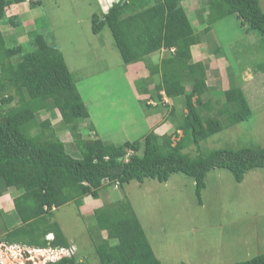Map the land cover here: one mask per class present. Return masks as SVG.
<instances>
[{
  "label": "trees",
  "instance_id": "1",
  "mask_svg": "<svg viewBox=\"0 0 264 264\" xmlns=\"http://www.w3.org/2000/svg\"><path fill=\"white\" fill-rule=\"evenodd\" d=\"M189 1L118 0L101 16L92 15V34L109 29L122 72L143 96L140 101L150 115L170 109L166 118L172 124L169 131L162 135L150 131L140 141L114 144L101 140L89 121L90 113L77 86V81L86 76L79 72L75 77L69 69L57 45L55 29L39 32L35 21H30L33 8L40 7L42 0H0V196L5 191L15 194L12 214L18 220L15 225L10 214L0 211V219L8 221L0 231L1 242L70 247L59 220H55V211L69 203L78 209L86 197L98 199L104 183L117 184L118 188L146 180L166 183L172 175L181 173L193 179L201 203L209 171L227 170L235 182L241 183L249 171L264 168V147L213 150L195 158L184 153L190 146H199L224 129L247 121L253 112L236 82L220 93L207 87L205 69L194 60L192 47L209 32L217 40L214 25L223 22L220 26H224V21L232 24L231 29L237 24L264 41L261 0H205L206 15L199 17L205 28L197 35L187 14ZM193 1L192 12L201 7L197 5L199 0ZM10 7H16L17 14L9 15ZM20 17L28 21L23 25ZM7 26L10 33L5 30ZM20 33L23 41L19 40ZM162 49H168V53L155 61L151 54H161ZM212 52L218 54L219 48ZM139 62L147 68L149 77L142 78L136 70L127 69ZM212 94L223 98L214 102ZM204 95H208L206 102L202 100ZM165 98H183L185 112L178 115V107L168 105ZM220 102L224 109L217 117L226 116V122L211 117L208 111L211 104L220 107ZM41 113L58 114L57 126L49 119L39 120ZM92 131L95 137H91ZM64 132L73 140V152L67 150L65 138L59 135ZM93 218L96 233L90 231L99 264H162L127 201L104 204L95 209ZM48 233L54 235L50 243L45 240ZM48 264H89V259L78 251ZM235 264H264V254Z\"/></svg>",
  "mask_w": 264,
  "mask_h": 264
},
{
  "label": "rangeland",
  "instance_id": "2",
  "mask_svg": "<svg viewBox=\"0 0 264 264\" xmlns=\"http://www.w3.org/2000/svg\"><path fill=\"white\" fill-rule=\"evenodd\" d=\"M204 1H197L201 7L194 12L191 11L196 4L193 0L186 6L193 28L199 34L205 28L199 20L207 12L206 5L202 4ZM110 2L112 0H42L40 7L33 8L30 21H35L39 32H50L54 28L57 45L66 56L69 69L75 77L79 72L83 73L82 77L86 76L77 81V86L90 113L89 121L101 140L121 144L140 141L150 131L162 135L172 126L166 120L170 109L162 108L159 114L151 112L157 117H151L147 125L149 109L140 101L143 96L135 91L132 82L127 81L123 74L120 55L109 29L103 28L98 35L91 32L92 15L101 16ZM262 6L264 9V0ZM8 14H17V8L10 7ZM20 19L23 25L28 21L24 17ZM221 23H216L213 29L217 40L211 37V32L200 36V49L207 53L218 47V55L226 57L222 59L226 63H221L224 68L219 77L221 81L213 87L210 83L209 88L220 93L227 90L233 81L236 82L247 96L253 112L247 121L224 129L199 146L185 149L184 153L191 158L213 150L264 147V70H259L264 67V41L252 34L247 37L251 32L244 33L242 28L239 31L231 29L232 24L227 21H224V26L229 28L223 29ZM19 36L20 41L25 39L21 33ZM151 56L161 60L159 52ZM132 66L128 65L127 69H133ZM247 70L253 80L246 76L244 85L242 76ZM139 71L140 77H149V72L142 67ZM187 90H190L189 86ZM212 97L214 102L223 98L214 94ZM207 99L208 95L202 98L205 102ZM174 102L168 99L167 104L178 107V115L184 113L183 98ZM223 105L211 104L208 110L211 117L218 118ZM54 116L41 113L39 120L49 119L56 127L60 118L58 114ZM218 119L226 122V116ZM59 135L65 138L67 150L73 152L69 133ZM90 135L96 136L94 131ZM205 183L201 203L196 197L193 179L181 173L172 175L166 183L146 180L143 184L132 182L116 189L113 184L104 183L100 195L106 203L125 200L130 204L162 264H235L264 254V168L249 171L241 183L235 182L227 170H211ZM2 209L8 211L10 207L5 203ZM58 215L61 222L65 221L64 230L74 241L76 253L79 251L89 259V264H99L91 232L96 233L93 216L82 219L73 203L60 207L55 218ZM5 225L8 226V221L1 217L0 231ZM101 237L105 238L104 232ZM5 260L6 264L14 263L11 259Z\"/></svg>",
  "mask_w": 264,
  "mask_h": 264
},
{
  "label": "crops",
  "instance_id": "3",
  "mask_svg": "<svg viewBox=\"0 0 264 264\" xmlns=\"http://www.w3.org/2000/svg\"><path fill=\"white\" fill-rule=\"evenodd\" d=\"M263 0H261V3H262ZM194 2V1H193ZM263 8V6H262ZM191 22L192 21V18H191ZM236 22V21H234ZM5 27V25H3ZM2 26V27H3ZM233 28L234 30H241L237 24H233ZM245 28V27H244ZM243 28V31L244 33L247 32V28L244 29ZM7 32L9 31V28L8 26L6 27L5 29ZM195 30V29H194ZM246 30V31H245ZM11 32V31H10ZM195 32V31H194ZM198 33L195 32V35H197ZM249 34H252L255 36V34L253 33H247V37L251 36ZM201 41L202 39L200 38V42H198V45H195L192 47L191 51H192V55H193V58L196 62H201L203 64V67L205 69V74H206V85L207 87H210V83H212V87L215 83L217 82H220L221 80L219 79L220 77V74L223 72L224 68L221 66V63L224 62L222 59L223 58H226L224 55L223 56H220L218 54H214L212 51L210 52H205L203 49H200V44H201ZM210 41V40H209ZM207 49V48H206ZM173 50V49H171ZM169 50V51H171ZM208 50V49H207ZM210 50V49H209ZM208 50V51H209ZM168 51V49H162L161 50V54H159L160 58L161 57H164L165 53ZM168 53V52H167ZM219 59V60H217ZM155 61L158 59H154ZM226 63V62H224ZM140 67H142L145 71H148L146 67H144V64L139 62L137 64H134V66L132 67L134 70H136L138 72V74H140L139 72V69ZM214 74H217V75H214ZM246 76L247 77H250L251 80H253V76L251 74V72L249 70H247L244 74H243V78H242V83L245 85L244 82H247L245 81L244 79H246ZM262 76V75H261ZM260 77V76H258ZM132 80H135L137 79L136 77H132L131 78ZM217 79V80H216ZM211 87V88H212ZM245 87V86H244ZM246 88V87H245ZM137 97V96H136ZM247 98V96H246ZM166 101H168V99L165 98ZM170 100V99H169ZM248 100V99H247ZM172 101V100H171ZM174 102V101H173ZM249 105H250V102H249ZM185 112V110H184ZM149 118L147 119V125H148V122H151L150 121V118L151 117H157V116H151L150 114L148 115ZM164 124V123H163ZM163 124L161 126H163ZM15 196V194L12 192V191H5L2 196H0V211L3 212V214H7L9 215L10 214V218L12 219L13 221V224L17 225L18 224V220L14 217V215L12 214L13 212V197ZM5 203H7L10 207V209L8 211H4L2 209V205H4ZM69 204H72V203H69ZM74 204V203H73ZM104 204H109V203H106V202H103L102 198H101V195L99 196L98 199H93L91 197H86L83 199V203L82 205L77 209V212L78 214H81V217L82 219L84 217H89V216H93L94 214V211L95 209L99 208V207H102ZM68 205V204H67ZM58 210H56L55 212H57ZM90 213H92V215H90ZM87 215V216H86ZM55 220H59L58 222L61 224L62 228H63V232L65 234V236L68 238V240L70 241V243H73L74 244V241L68 237L66 235V230H64V226H63V223L65 222H61V218H59V215L56 216Z\"/></svg>",
  "mask_w": 264,
  "mask_h": 264
},
{
  "label": "built area",
  "instance_id": "4",
  "mask_svg": "<svg viewBox=\"0 0 264 264\" xmlns=\"http://www.w3.org/2000/svg\"><path fill=\"white\" fill-rule=\"evenodd\" d=\"M73 254L74 247L69 249H32L19 245L9 246L0 241V264H6V258L13 260V264H46L63 257H70ZM39 260H41L40 263Z\"/></svg>",
  "mask_w": 264,
  "mask_h": 264
},
{
  "label": "clouds",
  "instance_id": "5",
  "mask_svg": "<svg viewBox=\"0 0 264 264\" xmlns=\"http://www.w3.org/2000/svg\"><path fill=\"white\" fill-rule=\"evenodd\" d=\"M110 1H111V0H110ZM113 1L117 2L118 0H112V2H113ZM112 2H110V4H111ZM109 6H110V5L106 6V8L104 9V12H102L103 14L107 12ZM98 7H100V5H98ZM100 8H101V7H100ZM167 52H168V51H167ZM170 52H173V50H171ZM134 64H137V63H134ZM134 64H130V65L132 66V65H134ZM132 67H133V66H132ZM114 188H115V189L118 188V185H117V184H114ZM53 210H54V209H53ZM45 240H46L48 243H50L51 241L54 240V235H53L52 233H48L47 235H45ZM4 244H5V243H4ZM6 245H9V244H6ZM11 245H19V246H25V247H28V246L23 245V244H11ZM11 245H9V246H11ZM71 247H74V253H76V252H77V249H76V247H75V245H74L73 243H71V244H70V247H67V249H69V248H71ZM28 248H32V249H47V248H50V249H59V248H65V247H51L50 245H48V246L45 247V248H39V247H28ZM73 255H74V254H73ZM73 255H71V256H73ZM71 256H70V257H71ZM63 258H68V257H63ZM63 258H61V259H63ZM59 260H60V259H59ZM59 260H57V261H59ZM57 261H55V262H57ZM55 262H47L46 264H48V263H55Z\"/></svg>",
  "mask_w": 264,
  "mask_h": 264
}]
</instances>
